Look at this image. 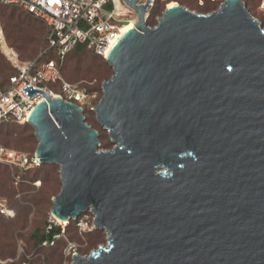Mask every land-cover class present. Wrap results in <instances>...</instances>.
Returning <instances> with one entry per match:
<instances>
[{
	"label": "water",
	"instance_id": "1",
	"mask_svg": "<svg viewBox=\"0 0 264 264\" xmlns=\"http://www.w3.org/2000/svg\"><path fill=\"white\" fill-rule=\"evenodd\" d=\"M110 50L94 108L42 90L29 118L41 164L60 166L51 214L91 209L108 246L74 264H264V29L243 0L209 14L176 3Z\"/></svg>",
	"mask_w": 264,
	"mask_h": 264
},
{
	"label": "rangeland",
	"instance_id": "2",
	"mask_svg": "<svg viewBox=\"0 0 264 264\" xmlns=\"http://www.w3.org/2000/svg\"><path fill=\"white\" fill-rule=\"evenodd\" d=\"M171 2L178 3L197 14H209L217 11L224 0H158V15L153 26ZM249 12L261 23L264 29V0H243ZM1 13L15 17L16 22L40 26L41 21H28L26 13L13 6H3ZM148 22H151L148 21ZM0 69L6 70L0 75V84H5L14 74L13 62L16 58L22 63L34 62L46 46V33H34L23 42V51H18L7 37L5 25L0 17ZM114 75L113 68L105 59L86 51L81 56L70 54L64 65V78L73 84L95 93L94 108L103 97V84ZM85 116L93 129L100 134V150H113L107 130L98 122L94 110L85 109ZM0 131L11 133L12 140L0 136V143L8 148L28 154H36L39 142L31 125L6 123L0 125ZM39 182L38 185L36 183ZM63 183L60 166L44 165L38 171L26 176L16 184L12 171L0 165V205L5 206L7 214L0 207V264H74V255L89 256L101 247L108 246V234L94 227L95 214L89 210L76 221L62 224L53 218L51 210L53 199L60 194ZM49 223L62 227V235L49 243L37 244L36 231L44 234Z\"/></svg>",
	"mask_w": 264,
	"mask_h": 264
},
{
	"label": "built area",
	"instance_id": "3",
	"mask_svg": "<svg viewBox=\"0 0 264 264\" xmlns=\"http://www.w3.org/2000/svg\"><path fill=\"white\" fill-rule=\"evenodd\" d=\"M157 1L149 2L145 13L147 22ZM0 4L29 12L43 20L49 29L48 47L37 60L28 63L18 58L14 60L16 73L10 77L7 88H0V123L29 124L34 109L45 99L40 93L29 98L23 90L27 86L42 90L51 98H63L84 110H94L97 95L66 81L60 65L78 45H85L93 54L107 59L112 47L121 39L122 28L138 21L135 10L123 0H0ZM146 4L147 0L137 3L138 6ZM52 53L55 58L50 57ZM0 164L12 170L16 184L26 172L43 166L36 154L17 151L1 143ZM0 207L3 214L8 213L5 206Z\"/></svg>",
	"mask_w": 264,
	"mask_h": 264
},
{
	"label": "trees",
	"instance_id": "4",
	"mask_svg": "<svg viewBox=\"0 0 264 264\" xmlns=\"http://www.w3.org/2000/svg\"><path fill=\"white\" fill-rule=\"evenodd\" d=\"M223 1V0H222ZM3 4H0V8L2 7ZM5 6V5H3ZM13 7H16V6H13ZM18 8V7H16ZM20 9V8H18ZM22 10V9H21ZM24 11V10H23ZM27 15V19L28 21H41L39 22L40 26L36 27V26H32L31 24H28V25H23L21 24L20 22H16V18L15 17H12V16H9L5 13H1L0 17H1V20L3 22V24L5 25V30H6V33H7V37L9 39V41L12 43V45L20 52L23 51V42L24 40H26L29 36L33 35L34 33H46V46L45 48L41 51L43 52L47 47H48V34H49V29H48V26L46 25V23L41 20V19H38L36 18L35 16H33L32 14H30L29 12H26L24 11ZM159 11H158V1H157V4L155 6V8L153 9L152 13H151V16H150V19L149 21L151 20V22H148V24L152 27L153 26V23H154V18L158 15ZM86 51H89L85 45H78L75 47V49L70 53V54H73L75 56H81L83 55ZM91 52V51H90ZM92 53V52H91ZM68 54L67 57L65 58V60L61 63L60 67H61V73H62V76L64 78V65H65V62H66V59L68 58V56L70 55ZM93 54V53H92ZM95 55V54H94ZM97 56V55H95ZM50 57H53L55 58V55L52 53L50 55ZM100 57V56H98ZM102 58V57H101ZM104 59V58H103ZM6 70V68H1L0 69V75ZM16 73V69H15V72L14 74ZM14 74H12L11 76H13ZM10 76V77H11ZM10 77L8 79V81L5 83V84H0V88L1 89H5L8 87V83H9V80H10ZM65 79V78H64ZM66 80V79H65ZM67 81V80H66ZM86 121L88 122V119L86 118ZM8 123H12V122H8ZM1 124H6V123H0ZM26 125H29V124H26ZM0 136H5L4 139L5 140H12L14 139L12 134L11 133H4L3 131H0ZM1 165V164H0ZM4 166V165H3ZM7 167V166H6ZM44 167V164L43 166H41L40 168L38 169H35V170H32V171H29V172H26L24 174V176H26L27 174H29L30 172H33V171H38L40 170L41 168ZM9 168V167H8ZM10 169V168H9ZM11 170V169H10ZM12 171V170H11ZM49 227H51L48 232H45L44 234H40V231H36L35 233V237L38 239L37 240V244L38 245H41L42 243L48 241H54V237L55 236H61L62 235V227L61 226H58V225H55L54 223H49Z\"/></svg>",
	"mask_w": 264,
	"mask_h": 264
},
{
	"label": "bare ground",
	"instance_id": "5",
	"mask_svg": "<svg viewBox=\"0 0 264 264\" xmlns=\"http://www.w3.org/2000/svg\"><path fill=\"white\" fill-rule=\"evenodd\" d=\"M175 5H176L175 2H171V3L168 4V7H167V8L173 7V6H175ZM136 23H137V22L134 20V21L130 22L129 24H126V25L122 28V31H121V34H120V37H119V38H122V37H123L126 33H128L130 30L135 29V28H136V25H135ZM89 210H91V209H89ZM53 218L55 219L56 217L53 216ZM55 220H57L58 222H61L62 224H67V221L64 222V221H62V220H60V219H58V218H56Z\"/></svg>",
	"mask_w": 264,
	"mask_h": 264
}]
</instances>
